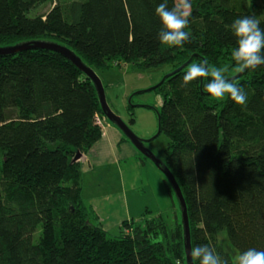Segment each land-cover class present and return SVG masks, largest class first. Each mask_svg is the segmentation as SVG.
Returning <instances> with one entry per match:
<instances>
[{
	"label": "trees",
	"instance_id": "16d2710c",
	"mask_svg": "<svg viewBox=\"0 0 264 264\" xmlns=\"http://www.w3.org/2000/svg\"><path fill=\"white\" fill-rule=\"evenodd\" d=\"M160 2L0 0V48L51 41L92 69L174 66L153 89L168 139L164 164L186 203L191 248L206 244L233 264L222 234L237 253L264 251V64L230 73V26L255 15L264 29V0H191L189 42L181 47L158 40ZM46 3L47 12L29 15ZM203 60L227 68L226 77L247 93L246 106L212 98L207 78L183 85L187 67ZM134 108L126 109L130 123ZM95 115L103 117L93 84L60 54L0 56V264H186L181 217L170 236L160 213L124 221L110 236L84 205L73 159L101 138Z\"/></svg>",
	"mask_w": 264,
	"mask_h": 264
},
{
	"label": "crops",
	"instance_id": "0c3cea01",
	"mask_svg": "<svg viewBox=\"0 0 264 264\" xmlns=\"http://www.w3.org/2000/svg\"><path fill=\"white\" fill-rule=\"evenodd\" d=\"M79 163L82 201L108 232L119 229L124 221L140 220L145 213L156 216L157 206L173 207L161 172L150 161H142L140 153L109 122Z\"/></svg>",
	"mask_w": 264,
	"mask_h": 264
},
{
	"label": "clouds",
	"instance_id": "9594fccd",
	"mask_svg": "<svg viewBox=\"0 0 264 264\" xmlns=\"http://www.w3.org/2000/svg\"><path fill=\"white\" fill-rule=\"evenodd\" d=\"M162 25L158 32L160 43L168 46L181 47L189 42L190 34L185 31L192 13L191 0H173L169 7V0H161L154 10ZM232 35L236 46L231 52L235 62V70L244 72L254 70L264 64V29L260 21L252 16H241L231 24ZM227 68L210 65L207 60L190 64L183 75V85H188L198 78H207L204 90L215 100H222L227 95L235 104L246 106L248 96L245 90L234 80L225 75ZM189 255L193 262L199 264H228L214 249L206 244H198L190 249ZM180 264V261H177ZM233 264H264V251L248 248L239 252L233 259Z\"/></svg>",
	"mask_w": 264,
	"mask_h": 264
},
{
	"label": "rangeland",
	"instance_id": "374dc122",
	"mask_svg": "<svg viewBox=\"0 0 264 264\" xmlns=\"http://www.w3.org/2000/svg\"><path fill=\"white\" fill-rule=\"evenodd\" d=\"M49 9V4H41L32 9L29 15L34 16L43 14ZM174 69V66L163 65L148 70H136L133 69L131 65L127 64H121L120 67L113 64V67L109 70L93 69L103 85L108 107L137 137L143 140L152 139L146 144L147 148L162 164L165 163L164 150L167 147L168 139L163 134L157 135V111L161 106V97L157 92L153 91V89H155V86ZM236 72L235 69L230 71L231 74H235ZM148 89H151V91H147ZM225 98L226 96L220 101H224ZM129 103L135 106L133 123H130V117L126 110ZM107 122V120L103 122V127ZM80 160L81 158L78 162H80ZM173 203V207L164 206V208H162V206H157V209L160 211L159 213L165 218L169 236L174 230H177V222H179V217H181L180 208L175 195H173ZM144 215L147 219H150L154 214L151 216V213H145ZM141 219H143V216ZM39 231L40 229L38 228L33 241L37 240ZM118 232V229L110 230L109 235L116 236ZM221 237L223 239L222 243L224 248L233 260L235 255L238 254L237 251L229 244L225 234H222Z\"/></svg>",
	"mask_w": 264,
	"mask_h": 264
},
{
	"label": "water",
	"instance_id": "95a60500",
	"mask_svg": "<svg viewBox=\"0 0 264 264\" xmlns=\"http://www.w3.org/2000/svg\"><path fill=\"white\" fill-rule=\"evenodd\" d=\"M30 49H44L56 52L66 58L68 61H70L80 72H82L85 77L91 81L95 88L104 119L114 125L131 143V145L138 151V153L147 158L161 172V174L168 182L171 190L173 191L180 208L185 262L186 264H194L189 255L191 249L190 226L184 197L171 171L166 167L165 164H162L159 160H157L156 157L152 154V152L147 148V146H145V143L147 144L152 139L143 140L137 137L130 130V128L126 124H124L122 120H120V118L115 115L114 112L111 111V109L106 104L103 85L99 78L96 76L94 70L87 66L84 62H82V60L69 48L51 41H27L17 43L11 46L1 47L0 56L15 55L17 53ZM238 76L239 75H237L236 77ZM147 91H151V89H148ZM159 134L160 128L158 127L157 135ZM80 158L81 155L77 154L73 161H78Z\"/></svg>",
	"mask_w": 264,
	"mask_h": 264
},
{
	"label": "built area",
	"instance_id": "2783aa9c",
	"mask_svg": "<svg viewBox=\"0 0 264 264\" xmlns=\"http://www.w3.org/2000/svg\"><path fill=\"white\" fill-rule=\"evenodd\" d=\"M103 122H105L104 117H100L99 115H95V124L99 127H103Z\"/></svg>",
	"mask_w": 264,
	"mask_h": 264
},
{
	"label": "flooded vegetation",
	"instance_id": "af4514ba",
	"mask_svg": "<svg viewBox=\"0 0 264 264\" xmlns=\"http://www.w3.org/2000/svg\"><path fill=\"white\" fill-rule=\"evenodd\" d=\"M148 143H149V142H148ZM145 146H147L146 143H145Z\"/></svg>",
	"mask_w": 264,
	"mask_h": 264
}]
</instances>
